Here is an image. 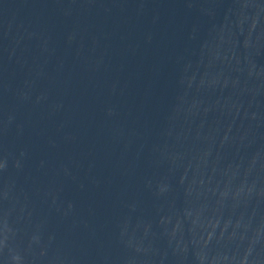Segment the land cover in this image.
I'll use <instances>...</instances> for the list:
<instances>
[{
  "label": "water",
  "instance_id": "1",
  "mask_svg": "<svg viewBox=\"0 0 264 264\" xmlns=\"http://www.w3.org/2000/svg\"><path fill=\"white\" fill-rule=\"evenodd\" d=\"M0 264H264V0H0Z\"/></svg>",
  "mask_w": 264,
  "mask_h": 264
}]
</instances>
